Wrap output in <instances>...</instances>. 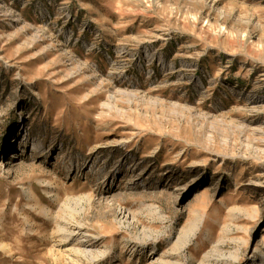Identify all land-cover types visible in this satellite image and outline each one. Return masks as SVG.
<instances>
[{"label":"rangeland","instance_id":"1","mask_svg":"<svg viewBox=\"0 0 264 264\" xmlns=\"http://www.w3.org/2000/svg\"><path fill=\"white\" fill-rule=\"evenodd\" d=\"M0 264H264V0H0Z\"/></svg>","mask_w":264,"mask_h":264}]
</instances>
